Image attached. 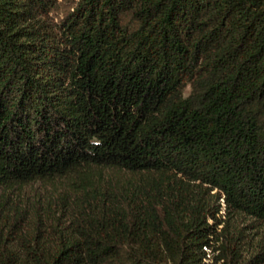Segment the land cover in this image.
<instances>
[{
	"label": "trees",
	"instance_id": "trees-1",
	"mask_svg": "<svg viewBox=\"0 0 264 264\" xmlns=\"http://www.w3.org/2000/svg\"><path fill=\"white\" fill-rule=\"evenodd\" d=\"M70 175L34 217L10 202ZM246 220L264 0H0V264H264Z\"/></svg>",
	"mask_w": 264,
	"mask_h": 264
},
{
	"label": "rangeland",
	"instance_id": "rangeland-1",
	"mask_svg": "<svg viewBox=\"0 0 264 264\" xmlns=\"http://www.w3.org/2000/svg\"><path fill=\"white\" fill-rule=\"evenodd\" d=\"M74 176L56 177L51 180H36L23 185H19L9 193L10 202L17 203L18 205L28 208L32 217L36 216V212H40L42 207H45L50 201L68 191L72 186ZM251 222V223H250ZM245 224H253L255 228L249 227L246 229L250 235L257 231L258 235H254L258 240L263 231V227L257 222L246 220Z\"/></svg>",
	"mask_w": 264,
	"mask_h": 264
}]
</instances>
